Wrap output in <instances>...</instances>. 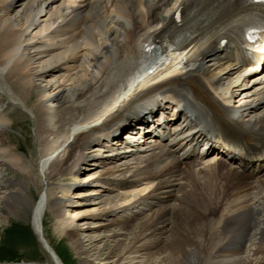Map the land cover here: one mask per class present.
I'll use <instances>...</instances> for the list:
<instances>
[{
    "label": "bare ground",
    "instance_id": "1",
    "mask_svg": "<svg viewBox=\"0 0 264 264\" xmlns=\"http://www.w3.org/2000/svg\"><path fill=\"white\" fill-rule=\"evenodd\" d=\"M190 5V0H0V132L9 123L6 104L38 116L37 137L46 153L35 176L44 177L48 191L33 205L32 227L43 234L42 218L50 208L81 264H242L250 252L244 244L249 237L264 245V161L242 160L231 150H216V145L211 148L217 153L196 151L199 140H210L227 128L236 131L228 136L231 140L247 148L259 144L264 139V83H256V75L251 81L240 78L241 70L227 52L211 58V48L201 41L207 31L197 39L205 46L202 60L185 62L183 72L174 73L169 65L147 72L160 60L158 45H150L173 33L174 8L184 14ZM80 71L85 72L82 77ZM60 72V81L42 87L29 107L35 79ZM161 97L183 100L196 118L182 121L178 134L157 146L146 140L141 151L124 144L117 132L131 125L129 132L139 136L146 124L139 112L151 109L153 115ZM233 98L240 103L228 105ZM193 135L190 149H181ZM106 150L111 153L101 155ZM24 160L2 142L0 167L24 176L0 177L4 216L18 214L30 201L31 167ZM104 161L114 162L71 187L60 184L61 177H78L83 168ZM99 186L107 193L97 192ZM71 189H76L75 197L84 196L78 204L66 199ZM230 193L233 210L223 224L228 228L233 223L235 235L223 246H213L220 234L208 233L210 221L216 222L208 212L224 206ZM84 203L89 204L66 217L71 207ZM161 224H167L166 230ZM206 246L213 248L208 256ZM224 247L228 253L243 251L224 261ZM256 264H264V257Z\"/></svg>",
    "mask_w": 264,
    "mask_h": 264
},
{
    "label": "rangeland",
    "instance_id": "2",
    "mask_svg": "<svg viewBox=\"0 0 264 264\" xmlns=\"http://www.w3.org/2000/svg\"><path fill=\"white\" fill-rule=\"evenodd\" d=\"M78 73H80L78 75L79 77H82L85 74V72H82V71H80ZM62 74H64V73L60 72V73H55V75H53V77H51V78H49L50 76L49 77L40 76L39 78H36L35 79V85H36L35 89H33V91H31L32 95H31V97L29 96V100H28L29 107H31L32 104L36 103L37 99H39L38 92L43 90V88L45 86L51 85L52 80L56 79V80L60 81L59 78L62 76ZM73 77H75V76H73ZM3 108H4L5 114L8 115L7 117H9L10 121H9V123H7L5 125L4 129H2L0 132V146L2 145V142H5L8 148H10L14 152H16V154H18L20 157H22L23 160L25 159L24 160L25 163H27L29 165V167H31L30 169H31L32 175H31V177H28V178H31L30 179L31 181L29 182V186H28V191H29L28 197H29L30 201L24 207H21L20 211L18 210L19 212L17 211L18 214H15V215L9 214V215L4 216L3 210L5 209V207L3 204L0 205V264H2V263H13V262L23 263V264L24 263H49V264H53L52 259L50 258L49 254L45 251V249L42 247L41 243L38 241L37 235L34 233L33 227L31 225V216H32L31 211H32L33 205L40 199L39 197H41L42 193H44L45 191H48L47 181L44 179V177H42V179H40V178L36 179L37 176H35L36 174L38 175V173L41 171V169H40L41 158L43 159L44 155L46 153V151L45 152L43 151L44 147H43L42 143H44V141L42 140V142L41 141L39 142V139L37 137L36 130H37L38 116L34 115L33 112L32 113L31 112L30 113L29 112L24 113L20 108L14 107L11 104H7ZM124 132L125 131H122V133H123L122 135H123V137H126ZM143 146H146V143H144ZM121 148H123V147H121ZM93 150L94 149H92L91 151H93ZM112 151L114 152V150H112ZM107 153L110 154L111 152L109 150H106V151L101 152V155L107 154ZM93 155H96L95 152ZM141 155L143 156V155H145V153L141 154ZM136 157H133V159ZM127 160H130V158ZM127 160L125 159V162ZM131 160H132V157H131ZM121 161H123V159ZM113 162L108 163V161H104V165L99 163L98 165H94L93 167L89 166L88 169L83 168V170L77 175L78 177H73L72 174H68L66 176H63V177H61L62 181L60 182V184L65 183V185H67L68 187L69 186L71 187V184L73 185V182L78 183L81 179L86 178L87 175L95 172L96 170H100V169L104 170L103 167H105V165L109 166ZM118 162H116V163H118ZM2 175L3 176H5V175L6 176H15L17 179H20V180L24 179V176L21 173L16 172L12 169H9L6 166L0 167V177ZM28 178L26 180H28ZM95 185H96V183H95ZM91 186H86L83 188L88 190L91 188ZM144 186H145V184H141L140 185L141 189H143ZM95 189L97 192H99L101 194L107 193L106 191H104L105 189L102 190V187H100V186L95 188ZM121 190L126 191V189H118L119 192ZM74 191H76V189L67 190L66 191V199L67 200L72 199L74 204H78V201L80 199H82L84 196L75 197V194H77V193H74ZM114 193H116V191L111 192L110 194L112 195ZM55 195L58 197L61 196L60 194H55ZM229 195L230 196L227 197V199H226L227 201L224 202V203L227 202L224 206L221 205V207H218V209L216 211H213L214 210V208H213V209H211L212 211L208 212L210 220L213 219L217 222V223L216 222L211 223V221H210V224L207 227L208 233H211V232L214 233L215 232L218 235L220 234L219 235L220 238H218L216 240V242H214L212 244L213 246L216 245L217 243H219V245L222 244L221 246H223V244L230 241V240L226 241L227 239H230V238L232 239L233 236L235 235V232L233 231L234 230V224L233 223L230 224L228 226V228L223 224V220H224L223 217L226 216V214H228V212L231 213L230 210L231 211L233 210V208H231V207L229 208L230 204H228V203L233 202L232 201L233 198L231 197L232 194L230 193ZM216 196H217L218 200H222V197H220V196H222L221 193L217 194ZM228 199L231 201H228ZM87 204H89V203H84L82 205H79V207H77L78 206L77 205V206L73 207L74 209L71 207L69 209V212L66 213V215H67L66 217H71L70 216L71 211H73L75 209H79L80 207L86 206ZM113 204H115V203H113ZM222 207H224V210ZM222 210H223V213H222ZM42 223H43L42 224V229H43L42 231H43L44 237H45L46 241L48 242V244L50 246H52L51 248H53L54 252L59 257L61 262L63 264H81L79 257L74 252V249H73L71 242L67 239L66 235L63 234V232L60 231V229H58V227L60 226V222L57 220V218L54 217L53 212L51 211L50 208L45 209V212H44V215L42 218ZM166 225L167 224H165V225L161 224L159 226L163 227V228H161L162 230H166V228H164V227H166ZM212 226H214V227H212ZM178 228L180 229L181 225ZM216 229L219 231H217ZM220 229H221V231H220ZM184 230H181V231L184 232ZM254 232L257 233L258 230L257 231L254 230ZM184 233L187 234V232H184ZM249 234H250V236H252L253 231L249 232ZM257 237H259V236H257ZM223 238H226V239H223ZM221 240H223V241H221ZM248 240L244 244H245V246H247V248L250 247V250H249L250 252L246 254V255H248V254L249 255L245 259V261L244 260L242 261L243 262L242 264H247V263L248 264H253V263L256 264L259 261V259H262L264 257L263 253L260 254V256L258 255L259 251L263 250V252H264V247H263L264 245H262V243L260 241H258L259 239L258 240L255 239V241H254L253 236H252V238L249 237ZM201 241L202 242L205 241V243H206V240L204 237H201ZM252 241H254V242H252ZM259 242H260V244H259ZM212 250H213L212 246H211V248L206 246L204 252L208 256L212 252ZM223 250H222L223 252H220V253H222L220 255L223 256L222 259L224 261L228 259L227 257L230 253H231V255H232V253L234 255H239V253H241V251H243L240 249V251H238V253H234V252L228 253L230 251L229 247H224ZM256 250H258V252ZM254 253H255V255H254Z\"/></svg>",
    "mask_w": 264,
    "mask_h": 264
},
{
    "label": "water",
    "instance_id": "3",
    "mask_svg": "<svg viewBox=\"0 0 264 264\" xmlns=\"http://www.w3.org/2000/svg\"><path fill=\"white\" fill-rule=\"evenodd\" d=\"M39 234V235H37ZM37 237H38V240L41 242L42 246L46 249V251L49 253V255L51 256L53 262L55 264H57V258H56V255L55 253L53 252V250L49 247L47 241L44 239V237L42 236V233H41V230L39 233H37Z\"/></svg>",
    "mask_w": 264,
    "mask_h": 264
}]
</instances>
